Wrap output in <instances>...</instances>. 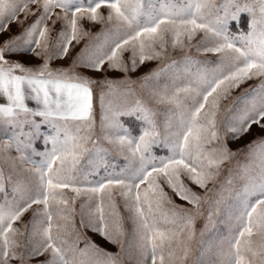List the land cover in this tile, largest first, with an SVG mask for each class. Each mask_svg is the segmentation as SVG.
Here are the masks:
<instances>
[{"label":"snow or ice","instance_id":"1","mask_svg":"<svg viewBox=\"0 0 264 264\" xmlns=\"http://www.w3.org/2000/svg\"><path fill=\"white\" fill-rule=\"evenodd\" d=\"M0 36V264H264V0H0Z\"/></svg>","mask_w":264,"mask_h":264},{"label":"rangeland","instance_id":"2","mask_svg":"<svg viewBox=\"0 0 264 264\" xmlns=\"http://www.w3.org/2000/svg\"><path fill=\"white\" fill-rule=\"evenodd\" d=\"M106 11V10H105ZM247 20H248V15L242 14V19L240 22L239 27L237 26L236 22H233L231 24V31L233 33H236L238 31H247ZM31 21H27V23H30ZM59 27V26H57ZM85 27L86 28H90V31L93 35H95L97 32H99L101 30V28L103 27V25H95V26H90L89 24L85 23ZM20 27H18L16 24H13L11 26V32H9L7 34V36H12V35H16L20 32ZM7 36H0V40H3L5 38H7ZM87 43V38H85V40L81 41V43L79 45H77L75 48H70V53L71 55L65 59H57L54 60L51 64V66L53 68H57V67H68L71 64L72 59L75 57V55L80 51V49L84 46V44ZM189 54L195 58L198 59H209L210 57L208 56H204L201 55L199 53H197L195 51V49H191L189 51ZM184 55L183 52H181L179 49L176 50H171L169 51V61L166 62H170V60L172 59H177L179 60L182 56ZM127 57V54H126ZM15 59H24L23 57H15ZM41 61L36 60V59H32V58H28L27 63L29 64H35L38 65ZM160 62L159 61H150V62H146L145 65L143 66H139L137 68V70L133 73H131V76L133 79H136L138 77H140L141 75L147 73L150 69L155 68ZM77 71H79L81 74L86 75L90 78L93 79H102L104 77V73H97L91 70H87V69H77ZM123 73H119V72H108L107 76L109 77H120L122 76ZM259 83L258 80H252V81H247L240 89L236 90L233 95H238L240 91H243L244 88L250 87V86H254L255 84ZM232 98L230 97L229 100L224 101L222 104V107H226L228 104L231 103ZM100 113H101V109H100V101H99V88H95V99H94V116L97 122V128L99 126V120H100ZM39 119V118H37ZM127 125L135 132L137 127H138V122L135 121V119L133 117H127L125 118ZM259 133V129L257 126H253L252 132L249 135L244 136L242 139L236 140V141H228V147L235 151L238 148H242L245 145H247L250 141H252L254 139V137L258 136ZM0 138H3V134L2 132H0ZM103 143V142H102ZM107 146V145H105ZM35 147L37 150L42 151L43 150V142L42 139L37 140L35 143ZM154 151L158 154V155H165L166 151L163 148H156L154 149ZM13 155H15V153H13ZM35 159L39 160V157H34ZM243 157L242 156H238L236 158L233 159L232 163L230 165H227V167H231L234 168L236 165L237 160L243 161ZM107 163L109 165L108 171H112V170H116L118 171L120 168L124 167L126 165V161L124 160L123 157L121 156H116L113 154H110L107 157ZM113 163L115 164V169L112 168ZM226 174V172H225ZM106 175V172L103 168V166H100L97 170V174L95 176H91L89 177L90 180H100L102 179L104 176ZM197 191H202L197 189ZM176 203L178 204H182L185 207H191L190 205H187L186 202L184 201H180L178 199H176ZM31 217V211H29L28 213L25 214V216L23 217L24 221L29 220ZM79 220V218L77 217V221ZM204 227V219L201 218L198 222H197V233H199L200 229H202ZM220 230L221 232L224 231L223 226H220ZM88 235L91 236L92 240L99 245L100 247L104 248L106 251L109 252H117L118 248L115 245H112L108 242H106L103 238H101L100 236L91 233L90 231L88 232ZM212 233L208 232L206 233L204 239L205 240H209L210 238H212ZM198 254V253H197ZM41 259H43L41 257ZM32 264H36V261L33 260Z\"/></svg>","mask_w":264,"mask_h":264},{"label":"crops","instance_id":"3","mask_svg":"<svg viewBox=\"0 0 264 264\" xmlns=\"http://www.w3.org/2000/svg\"><path fill=\"white\" fill-rule=\"evenodd\" d=\"M31 103V102H30Z\"/></svg>","mask_w":264,"mask_h":264}]
</instances>
